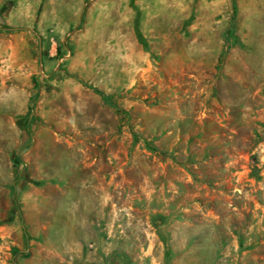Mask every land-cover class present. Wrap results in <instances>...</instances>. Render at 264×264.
Wrapping results in <instances>:
<instances>
[{
	"label": "rangeland",
	"instance_id": "obj_1",
	"mask_svg": "<svg viewBox=\"0 0 264 264\" xmlns=\"http://www.w3.org/2000/svg\"><path fill=\"white\" fill-rule=\"evenodd\" d=\"M0 264H264V0H0Z\"/></svg>",
	"mask_w": 264,
	"mask_h": 264
},
{
	"label": "trees",
	"instance_id": "obj_2",
	"mask_svg": "<svg viewBox=\"0 0 264 264\" xmlns=\"http://www.w3.org/2000/svg\"><path fill=\"white\" fill-rule=\"evenodd\" d=\"M135 31L138 35H140L138 29H137V26H135ZM99 93V91H97ZM100 96H101V100L106 103V104H110L112 106V108L114 109V112L115 114H117L120 118V120L124 119V118H127L128 117V114L122 110L121 108H119L113 101H111V98L108 97V96H103L101 93H99ZM149 149L153 152L157 151L156 149L154 148H150Z\"/></svg>",
	"mask_w": 264,
	"mask_h": 264
}]
</instances>
